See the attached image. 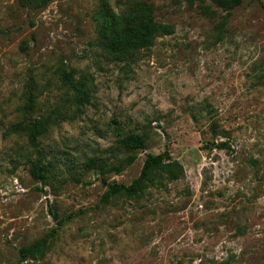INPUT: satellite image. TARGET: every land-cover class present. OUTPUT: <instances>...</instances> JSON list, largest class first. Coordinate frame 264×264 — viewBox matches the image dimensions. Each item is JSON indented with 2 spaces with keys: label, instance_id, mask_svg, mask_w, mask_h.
I'll list each match as a JSON object with an SVG mask.
<instances>
[{
  "label": "rangeland",
  "instance_id": "rangeland-1",
  "mask_svg": "<svg viewBox=\"0 0 264 264\" xmlns=\"http://www.w3.org/2000/svg\"><path fill=\"white\" fill-rule=\"evenodd\" d=\"M0 264H264V0H0Z\"/></svg>",
  "mask_w": 264,
  "mask_h": 264
},
{
  "label": "trees",
  "instance_id": "trees-1",
  "mask_svg": "<svg viewBox=\"0 0 264 264\" xmlns=\"http://www.w3.org/2000/svg\"><path fill=\"white\" fill-rule=\"evenodd\" d=\"M231 1V0H229ZM113 24V18L111 19ZM174 27L170 25H163L155 22L152 16H148L145 24L140 28V30H136L134 34L133 41L126 48H116L113 43H111V39L108 40L107 33H102L104 35V45L110 49L111 52L119 53L123 56H128L129 54H133L135 52H140L142 49H150L155 40L158 37L171 35L174 32ZM125 47V46H124ZM67 77V76H64ZM70 86L77 91L78 87L73 83L72 80H69ZM79 92V91H78ZM146 139L143 135L131 133L127 136H124L119 140V145L124 149L135 150L142 149L145 147ZM180 167V165L175 162H165L163 156H154L149 154L145 160V165L142 170L140 178L132 185V187L126 186H111V192H123L126 196L132 197L136 195H142V193L148 188V184L150 181L154 180L156 174L164 173L171 174L172 171L176 168ZM44 168V169H43ZM46 167L43 164L38 166V170L33 172V176L36 179H43L45 177V169ZM40 246L39 242L31 245L30 247L23 248L20 250V253L25 258L29 255L34 254L36 249Z\"/></svg>",
  "mask_w": 264,
  "mask_h": 264
},
{
  "label": "water",
  "instance_id": "water-1",
  "mask_svg": "<svg viewBox=\"0 0 264 264\" xmlns=\"http://www.w3.org/2000/svg\"><path fill=\"white\" fill-rule=\"evenodd\" d=\"M195 156H198L197 153L195 154Z\"/></svg>",
  "mask_w": 264,
  "mask_h": 264
}]
</instances>
